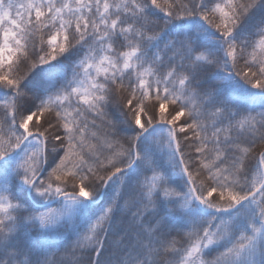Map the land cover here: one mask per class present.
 Returning a JSON list of instances; mask_svg holds the SVG:
<instances>
[{
    "label": "snow or ice",
    "instance_id": "6c2138e0",
    "mask_svg": "<svg viewBox=\"0 0 264 264\" xmlns=\"http://www.w3.org/2000/svg\"><path fill=\"white\" fill-rule=\"evenodd\" d=\"M0 113V264H264V0H0Z\"/></svg>",
    "mask_w": 264,
    "mask_h": 264
},
{
    "label": "trees",
    "instance_id": "16d2710c",
    "mask_svg": "<svg viewBox=\"0 0 264 264\" xmlns=\"http://www.w3.org/2000/svg\"><path fill=\"white\" fill-rule=\"evenodd\" d=\"M242 63H243V62L240 61V62L238 63V65H237V67H238V68L241 67V66H242ZM21 72H23V68L21 69ZM241 103H242V104H249L250 102H248V101H243V100H242ZM0 115H2V113H0ZM37 115L39 116L40 114L38 113ZM169 118H170V117H169ZM45 119H46V114H45L44 116H40V120H41V122H43ZM184 119H185V117H182V118H181V121H183ZM31 126H32V122H30V127H31ZM44 127L46 128L47 125L45 124ZM41 130H43V129H41ZM180 138H181V140L183 139L182 136H181ZM258 147H264V145H259ZM194 168H195V166H193V170H194ZM206 177H207V172H202V174H201L199 177H197L196 179H197V181L199 182V181H201V180H204ZM69 183H71V180H69ZM209 199H212L213 202H216V200L218 199V197H217L216 194L214 193L213 196L210 197ZM53 206H55V205H53ZM49 242H51V241H49Z\"/></svg>",
    "mask_w": 264,
    "mask_h": 264
}]
</instances>
